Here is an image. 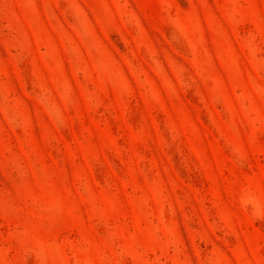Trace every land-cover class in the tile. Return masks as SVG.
Here are the masks:
<instances>
[{
    "label": "rangeland",
    "instance_id": "1",
    "mask_svg": "<svg viewBox=\"0 0 264 264\" xmlns=\"http://www.w3.org/2000/svg\"><path fill=\"white\" fill-rule=\"evenodd\" d=\"M0 264H264V0H0Z\"/></svg>",
    "mask_w": 264,
    "mask_h": 264
}]
</instances>
